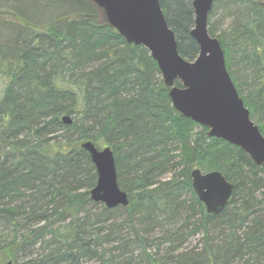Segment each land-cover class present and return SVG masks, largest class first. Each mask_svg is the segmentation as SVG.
I'll return each mask as SVG.
<instances>
[{"label": "trees", "instance_id": "obj_1", "mask_svg": "<svg viewBox=\"0 0 264 264\" xmlns=\"http://www.w3.org/2000/svg\"><path fill=\"white\" fill-rule=\"evenodd\" d=\"M20 1L1 0L0 19L28 30L11 5ZM159 2L180 56L194 60L192 0ZM263 2L215 0L207 27L264 136ZM71 5L35 20L34 38L8 26L0 39V264H264V165L179 115L146 48L127 44L90 0ZM216 15L228 22L219 32ZM84 141L110 147L126 207L90 199L97 174ZM193 168L233 183L220 214L197 199ZM195 233L200 243L182 248Z\"/></svg>", "mask_w": 264, "mask_h": 264}, {"label": "water", "instance_id": "obj_2", "mask_svg": "<svg viewBox=\"0 0 264 264\" xmlns=\"http://www.w3.org/2000/svg\"><path fill=\"white\" fill-rule=\"evenodd\" d=\"M90 1L100 11L103 22L127 44L146 48L179 115L206 127L207 136L237 146L255 165L264 164V137L238 94L219 41L208 32V14L215 0L191 2L194 25L190 36L198 45V54L192 61L180 56L159 0ZM61 121L69 125L72 119L63 116ZM80 147L89 155L97 174L96 183L89 191L90 199L106 208L127 206V194L118 186L110 147L97 148L90 141L82 142ZM190 182L197 199L211 215L224 210L234 188L218 170L204 172L193 168Z\"/></svg>", "mask_w": 264, "mask_h": 264}, {"label": "rangeland", "instance_id": "obj_3", "mask_svg": "<svg viewBox=\"0 0 264 264\" xmlns=\"http://www.w3.org/2000/svg\"><path fill=\"white\" fill-rule=\"evenodd\" d=\"M1 1V0H0ZM28 1V4H25L23 2ZM44 1V2H42ZM72 0H21L20 2H18L17 4H14L15 11L17 13H20L22 16L26 17V18H31L34 17L35 19L37 18H46V17H53L57 14H62V13H69L72 10ZM0 6H7V8H9L8 3H2L0 2ZM53 19V18H51ZM50 19V20H51ZM11 20V21H10ZM0 19V23H5L6 26L1 25L0 24V39L2 40H7V36H10L12 33H9L8 29L12 32V29H10L8 26L15 24V21H12V19ZM9 22V23H8ZM15 22V23H14ZM211 22H215V26L217 29V32H219L220 30L226 29L228 26V22L223 21V20H219V17L216 15L214 17L211 18ZM21 29V32L27 31L25 27L23 26H18ZM197 130V129H196ZM175 152L178 151H172V155L176 154ZM176 165V160H172V162L170 163V165L167 167L169 168L168 172H166L162 179H168L172 176V174L175 173V166ZM183 218V216H182ZM188 231V230H186ZM200 239H201V234L200 233H195V235L192 236H188L186 243L183 245L184 247H193L194 245H197L200 243ZM85 264H96L95 262H88Z\"/></svg>", "mask_w": 264, "mask_h": 264}, {"label": "bare ground", "instance_id": "obj_4", "mask_svg": "<svg viewBox=\"0 0 264 264\" xmlns=\"http://www.w3.org/2000/svg\"><path fill=\"white\" fill-rule=\"evenodd\" d=\"M14 4H16V3H14ZM11 5H12L13 9H16L15 7H17V6L14 7L13 4H11ZM17 8H18V7H17ZM16 11H18V10H16ZM18 12H19V11H18ZM20 13H21V12H20ZM20 13H18V14L21 16L22 13H21V14H20ZM23 17H24V16H23ZM24 18H25L29 23H31V25H33V28H37V27H38L36 21H39L40 18H37V19H35L34 17H31V18H26V17H24ZM35 20H36V21H35ZM8 23H9V22H8ZM0 24L6 26L5 23H3V24L0 23ZM10 26H12V27H16V28H14V30H17V29H18V30L21 32V29H20L19 27L17 28V26H15L14 24H12V25H10ZM33 28L31 27L32 30H31V29H28V30L26 29L28 32L30 31V32H29V35H31V38H34V37H33V35H34V34H33V33H34V32H33L34 29H33ZM23 33H26V32L23 30ZM185 118H186V117H185ZM190 120H191V119H190ZM197 125H198V124H197ZM198 126H200V125H198ZM201 127H203V126H201ZM263 137H264V136H263ZM106 147H108V146H106ZM97 148H99V147H97ZM102 148H104V147H102ZM89 158H90V157H89ZM263 165H264V164H263ZM263 165H262V166H263ZM123 191H124V190H123ZM124 192H125V191H124ZM126 194H127V193H126ZM230 198H231V197H230ZM127 200H128V203H129L128 195H127ZM229 200H230V199H229ZM229 200H228V202H229ZM100 204H102V203H100ZM102 205H104V204H102ZM127 205H128V204H127ZM227 205H228V203L226 204V206H227ZM226 206H225V208H226ZM125 207H126V206H125ZM225 208H224V210H225ZM224 210H223V211H224ZM223 211H222V212H223ZM187 238H188V237L185 238L186 241H187ZM182 248H183V247H182ZM184 248H188V247H184Z\"/></svg>", "mask_w": 264, "mask_h": 264}]
</instances>
